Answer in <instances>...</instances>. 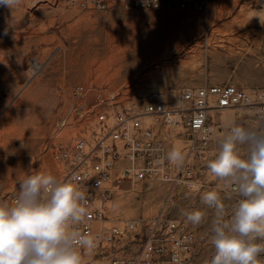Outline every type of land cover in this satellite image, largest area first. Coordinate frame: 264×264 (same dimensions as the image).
<instances>
[{"label":"rangeland","instance_id":"374dc122","mask_svg":"<svg viewBox=\"0 0 264 264\" xmlns=\"http://www.w3.org/2000/svg\"><path fill=\"white\" fill-rule=\"evenodd\" d=\"M208 1L204 12L81 11L66 0H22L12 10L0 6V196L19 195V183L33 173L63 172L52 156L59 141L56 125L78 104L87 105L72 98L77 85L98 87L116 111L141 112L152 92L164 94L177 109L185 107L180 98L185 89L231 84L250 93L254 105L212 111L219 128L207 149L182 127L166 130L161 119H146L157 124L170 151L178 148L187 157L194 171L190 185L154 182L150 188L118 191L108 212V225L164 213L195 233L194 264H210L214 226L227 225L230 235H238L230 229L244 197L233 185L244 173L218 178L208 163L232 127L264 134V0ZM148 39H154L157 50L146 47L153 43ZM165 44L168 57H162ZM235 151L247 159L251 144L237 143ZM207 192L219 195L221 211L203 202ZM193 211L202 213L198 224L187 219ZM244 239L251 242L252 236ZM259 260L264 264V253Z\"/></svg>","mask_w":264,"mask_h":264},{"label":"built area","instance_id":"2783aa9c","mask_svg":"<svg viewBox=\"0 0 264 264\" xmlns=\"http://www.w3.org/2000/svg\"><path fill=\"white\" fill-rule=\"evenodd\" d=\"M66 1L81 11L122 7L195 12H204L209 2ZM72 98L79 103L87 101V105L78 104L71 115L56 125L59 141L54 145L52 156L64 170L54 175L48 169L45 174L61 182H72L85 195L82 206L86 216L79 223L69 221L70 231L91 235L96 243L91 251L78 246L82 262L88 259L98 264H194L197 238L193 231L164 213L149 218L121 219L108 225L111 202L118 191H133L138 185L146 188L154 182L190 185L194 171L187 157L182 163H171L167 140L162 138L157 124L149 123L147 118L161 119L166 130L184 128L191 140L198 141L201 149H207L216 140L219 128L212 120V111L253 106V96L231 84L202 86L185 89L180 97L185 107L175 109L169 106L164 94L152 92L143 99L141 112L116 111L110 107L111 100L104 99L96 86L77 85L72 89ZM102 103L109 105L100 108ZM17 198V194L2 195L0 202L14 205Z\"/></svg>","mask_w":264,"mask_h":264},{"label":"clouds","instance_id":"9594fccd","mask_svg":"<svg viewBox=\"0 0 264 264\" xmlns=\"http://www.w3.org/2000/svg\"><path fill=\"white\" fill-rule=\"evenodd\" d=\"M21 2L0 0V6L12 10ZM237 143L251 144L247 159L237 155ZM168 160L182 163L184 156L174 147ZM208 169L218 178L232 176L238 170L244 173L242 182L233 185V191L244 197L230 229L238 235H230L227 225L214 226L215 255L210 264H260L264 243L255 241H264V134L242 126L232 127L221 151L208 163ZM201 199L218 212L222 210L216 192H207ZM84 200V193L72 182H61L40 172L28 175L19 183L14 205L0 202V264H82L78 246L91 251L96 243L91 235L70 231L69 221L79 223L84 219L87 214L82 206ZM186 215L195 224L202 220L200 211ZM250 235L251 242L244 239Z\"/></svg>","mask_w":264,"mask_h":264},{"label":"bare ground","instance_id":"6f19581e","mask_svg":"<svg viewBox=\"0 0 264 264\" xmlns=\"http://www.w3.org/2000/svg\"><path fill=\"white\" fill-rule=\"evenodd\" d=\"M153 40L154 39H151V40H147V41H152L153 42ZM152 45H148V46H146V47H150V49L152 48V49H154V50H157L158 49V46L156 45V43L155 42H153V43H151ZM163 48L165 49V53L162 55V57H168V56H170L169 54L170 53H168V44H165V46H163ZM177 49V48H176ZM175 49V50H176ZM178 50V49H177ZM138 53V52H137ZM148 64V63H147ZM146 64V65H147ZM171 67H173V64H171V65H168V66H165V67H163V69L166 71L167 69H171Z\"/></svg>","mask_w":264,"mask_h":264}]
</instances>
